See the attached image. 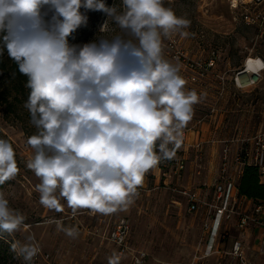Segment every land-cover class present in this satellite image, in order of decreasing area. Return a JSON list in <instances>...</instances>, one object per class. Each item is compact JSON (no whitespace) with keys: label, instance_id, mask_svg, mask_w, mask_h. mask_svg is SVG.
Segmentation results:
<instances>
[{"label":"clouds","instance_id":"obj_1","mask_svg":"<svg viewBox=\"0 0 264 264\" xmlns=\"http://www.w3.org/2000/svg\"><path fill=\"white\" fill-rule=\"evenodd\" d=\"M100 11L107 21L93 41L69 43L88 22L86 11ZM109 22L119 29H110ZM165 0H0V57L7 56L27 77L32 150L26 167L39 183L40 204L71 214L81 209L104 215L126 211L139 196L146 174L181 148L184 129L199 102L186 90L181 66L164 56L163 39L185 31ZM14 75V74H13ZM13 144L0 138V185L17 175ZM27 217L10 206L0 190V229L26 233ZM76 239L75 227L50 219ZM12 250L25 264L40 252L31 234ZM113 251L107 264H121ZM139 264V261H137Z\"/></svg>","mask_w":264,"mask_h":264},{"label":"rangeland","instance_id":"obj_2","mask_svg":"<svg viewBox=\"0 0 264 264\" xmlns=\"http://www.w3.org/2000/svg\"><path fill=\"white\" fill-rule=\"evenodd\" d=\"M246 1H248L246 4L231 9L229 0H165V6L171 7L177 16L190 21V26L185 29L188 32L187 37L176 34L164 38L163 46L167 41L172 43L175 41L177 49L187 57L200 61H203L212 49L218 52L214 73L210 71L209 74L202 75L203 85L197 94L199 102L193 106V117L196 118L202 116L210 106L216 104L219 108L218 125H213L209 129L204 128V137L207 138L212 134L214 126L217 138L251 134L264 126V82L242 92L230 89L222 99H217L215 92L217 73L227 76L241 65L244 56L249 52L264 55V24L259 29L257 24H247L241 18V13L245 11L264 13V0ZM105 3L109 7L119 6L121 0H105ZM82 11H86L88 22L85 27L77 29L73 34L74 38L69 37L71 44H82L96 39L100 28L108 19L106 14L100 11L84 9ZM109 27L115 29V32H109L108 35L119 32L111 22ZM172 55L171 48L164 46L165 58L180 64V75L185 79L187 71L179 61L173 59ZM4 57L5 54L0 58ZM0 92L6 99L0 101V138L7 139L13 144L19 169L14 179L0 185V190L5 192L10 206L27 217L25 223L30 225L28 231L23 234L19 232L9 234L0 229V264H25L12 250V244L16 241L26 243L25 236L29 234L34 236L40 248L31 264H107V257L114 250L117 251L116 246L106 237V232L111 228L115 217H125L129 220L128 245L133 250L143 248L152 261L162 260L181 264L190 262L200 240V214L187 211L184 198L162 187L161 182L155 177L156 174L149 173L144 188L138 190L139 196L126 211L118 210L104 215L93 214L89 209H81L73 216L71 209L63 200L62 212L44 208L39 202V193L35 191V185L40 182L39 178L26 167L27 160L32 154L26 141L35 132V128L29 123V113L23 107L28 89L15 87L0 69ZM190 122L188 124H191ZM203 150L205 156L202 167L205 169L202 168L201 176L207 175L210 166L217 163L220 145L204 143ZM194 157L195 151H191L189 159L194 160ZM187 178L188 176L184 175L180 184L193 185V180L188 183ZM172 201L180 203L174 204ZM53 218L61 220L64 227H75L79 231V236L72 239L58 230L56 224L47 223ZM231 234L234 237L239 236L236 229H232ZM247 235L248 241L253 243L257 231L251 227ZM121 255V264H131L130 255ZM258 257V263L264 264V253ZM217 262L216 257H210L198 264Z\"/></svg>","mask_w":264,"mask_h":264},{"label":"built area","instance_id":"obj_3","mask_svg":"<svg viewBox=\"0 0 264 264\" xmlns=\"http://www.w3.org/2000/svg\"><path fill=\"white\" fill-rule=\"evenodd\" d=\"M244 3L246 4L245 1L237 0V3L233 5L229 0L231 9H236ZM241 14L242 20L247 24L255 23L259 29L264 24L262 12L245 11ZM164 46L171 48L173 59L179 61L187 71L186 90H195L198 94L199 88L203 85L202 75L209 74L210 71L214 73L218 52L212 49L208 56L200 61L187 57L177 49L175 41L173 43L167 41ZM215 79L217 99L224 98L230 89L242 92L256 87L264 82V55L249 52L237 69L232 70L227 76L217 73ZM218 114L219 108L215 104L210 106L202 116L192 117L191 124L184 129L181 148L176 151L172 159L162 160L155 169L150 170L138 190L144 188L149 173L156 174L155 177L161 182L162 187L184 198L187 211L200 214V240L190 262L185 264H198L210 257H216L217 264H260L258 256L264 253V201L253 200L241 194L239 180L244 167L252 166L257 169L258 182L264 184V126L251 134H239L226 138L215 137L216 127L214 126L209 138L204 137V128L209 129L213 125H218ZM204 143L220 145L217 163L210 166L213 177L208 184L205 175L201 176L202 168L205 169L204 166L202 167L205 156ZM191 151H195L194 160L189 159ZM189 167L196 183L193 181V185L185 186L180 183L184 175L190 176L187 171ZM200 209L201 212H199ZM251 227L257 231L253 243L247 239V231ZM129 228L130 222L127 218L115 217L111 228L106 232V237L116 246L120 254L130 255L131 264H137V261L139 264H181L162 260L152 261L143 248L133 250L128 245ZM232 229H236L239 236L234 237L231 234ZM241 239L246 241L243 242Z\"/></svg>","mask_w":264,"mask_h":264},{"label":"trees","instance_id":"obj_4","mask_svg":"<svg viewBox=\"0 0 264 264\" xmlns=\"http://www.w3.org/2000/svg\"><path fill=\"white\" fill-rule=\"evenodd\" d=\"M4 54L5 57L0 58V69L3 71L4 76L9 78L15 87H21V89H23L25 87L24 85L27 77L19 73L17 66L7 56L6 51ZM15 92L17 93V90ZM1 100H6L2 92H0V101ZM239 191L241 194L249 198H253V200L264 201V184H260L258 182V173L256 168L252 166L244 167L242 176L239 180Z\"/></svg>","mask_w":264,"mask_h":264},{"label":"crops","instance_id":"obj_5","mask_svg":"<svg viewBox=\"0 0 264 264\" xmlns=\"http://www.w3.org/2000/svg\"><path fill=\"white\" fill-rule=\"evenodd\" d=\"M212 154H210V156H211ZM213 166V165H212ZM211 168V167H210ZM191 168L189 167L188 168V173H189V175L190 176H188V178H187V180H188V182L192 179L193 180V178H192V176H191V170H190ZM212 177H213V172L211 171V169H210V171H209V173L207 174V175H205V179H206V182H207V184L208 183H210V181H211V179H212ZM194 181V180H193ZM195 183H196V181H194Z\"/></svg>","mask_w":264,"mask_h":264},{"label":"bare ground","instance_id":"obj_6","mask_svg":"<svg viewBox=\"0 0 264 264\" xmlns=\"http://www.w3.org/2000/svg\"><path fill=\"white\" fill-rule=\"evenodd\" d=\"M242 1H245V2H248L246 0H242ZM250 1V0H249ZM232 4L235 5L237 3V0H231Z\"/></svg>","mask_w":264,"mask_h":264}]
</instances>
